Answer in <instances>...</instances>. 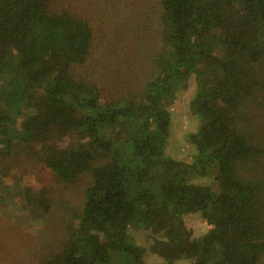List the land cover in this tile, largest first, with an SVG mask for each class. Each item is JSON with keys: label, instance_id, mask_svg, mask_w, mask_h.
<instances>
[{"label": "trees", "instance_id": "trees-1", "mask_svg": "<svg viewBox=\"0 0 264 264\" xmlns=\"http://www.w3.org/2000/svg\"><path fill=\"white\" fill-rule=\"evenodd\" d=\"M160 4L164 50L142 94L103 100L72 71L91 47L87 22L51 0H0V156L29 149L65 188L88 178L78 220L42 264H145L137 232L165 264H264V143L253 123L264 103V0ZM192 75L187 163L166 145L170 105ZM211 174L215 190L192 182ZM50 207L42 188L32 213ZM191 214L209 225L200 236Z\"/></svg>", "mask_w": 264, "mask_h": 264}, {"label": "rangeland", "instance_id": "rangeland-1", "mask_svg": "<svg viewBox=\"0 0 264 264\" xmlns=\"http://www.w3.org/2000/svg\"><path fill=\"white\" fill-rule=\"evenodd\" d=\"M51 1L53 10H65L91 28L89 53L72 71L95 84L93 88L103 100L142 94L155 70V55L164 50L160 0ZM195 88L192 75L179 86L169 108L170 135L166 154L187 163L193 161L196 150L189 141V134L198 127L189 109ZM254 109L256 138L264 143V103L256 104ZM14 154L8 159L0 156V180L3 181L0 182V264H42L46 252L66 239L67 224L78 220L77 208L83 203V186L88 178L82 175L73 186L65 188L53 173L37 163L36 153L20 149ZM192 182L216 189L212 174L195 176ZM42 188L50 190L51 207L46 214L37 217L32 210L36 208ZM187 225L194 237L209 228L198 214L188 215ZM135 239L146 248L145 264H165L160 255L150 252L152 239L144 237L142 232H137ZM178 264L189 263L183 260Z\"/></svg>", "mask_w": 264, "mask_h": 264}]
</instances>
